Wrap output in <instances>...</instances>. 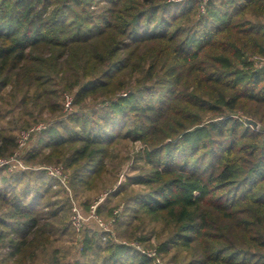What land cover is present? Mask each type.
Returning a JSON list of instances; mask_svg holds the SVG:
<instances>
[{
  "label": "trees",
  "instance_id": "1",
  "mask_svg": "<svg viewBox=\"0 0 264 264\" xmlns=\"http://www.w3.org/2000/svg\"><path fill=\"white\" fill-rule=\"evenodd\" d=\"M41 122L0 165V264H264V0H0V158ZM109 184L77 234L69 190Z\"/></svg>",
  "mask_w": 264,
  "mask_h": 264
},
{
  "label": "rangeland",
  "instance_id": "2",
  "mask_svg": "<svg viewBox=\"0 0 264 264\" xmlns=\"http://www.w3.org/2000/svg\"><path fill=\"white\" fill-rule=\"evenodd\" d=\"M71 99V95H68V96H65V106L66 107H70L69 105V101ZM44 123L41 122L39 124H36V125H33L31 126V128L29 130H27L25 133V137L24 139H21V137H23V134H22V131L20 132V136H19V139H21V144H20V147L15 151L16 154H13L11 155L9 158H8V161L6 162L7 164H9V168L12 169V168H25V167H29V165L25 164L23 162V160L21 159L20 157V154L22 152V149L24 146L28 145V143L30 142V135H31V131L34 130V131H37L39 130L41 127H43ZM260 126V123L258 122L257 126L256 127H259ZM140 148V142H133V141H128V142H124L122 144H120V146L115 150V152H117L118 154V158L116 159V161H119V159L123 158L124 160L122 161L123 165L119 168L118 170V173H117V181H116V184L115 185H118L120 184L121 182L125 181L126 180V177L128 174H132L133 173V160L136 156V150H138ZM1 160V158H0ZM54 165H58V164H44V165H41V166H38V167H43V166H48V168H50V170L59 175L58 172H56V169H54ZM62 165V164H60ZM63 167V174L65 176V179H63L64 183L67 184V172L66 170L64 169V166L62 165ZM46 170V169H45ZM47 174L53 176L56 178V180H58L62 185L65 186V184L63 183L62 179L58 178L55 174H51L48 170H46ZM60 176V175H59ZM63 177V175H62ZM61 177V178H62ZM104 178L106 181L110 182L111 180V175L110 174H107V175H104ZM57 184L54 183V187H57L56 186ZM111 184H109L110 186ZM136 188H139V187H136ZM113 187L110 186L108 187L107 189H101V190H97V191H92V192H88L94 199L93 203L91 204L90 208L86 211L81 205L78 204L79 200H81L83 197H84V194L82 193H79L77 195V197H75L74 195V192L72 190H69V193H70V197L72 199V206H77L80 211H81V214L83 216V219H82V226L79 230H76V228L72 225L73 227V230L77 233V234H80L81 231H82V228L84 227L85 223L88 222V219H90V217L94 216L92 215L93 213V209H92V205H94L95 203H98L99 201H101L107 194L110 190H112ZM83 209V210H82ZM72 212V207H71V210ZM71 212H70V218H71ZM99 221V220H98ZM99 223L104 226V228H111L112 226L110 225L109 222H106V221H103L102 219H100ZM71 238V236H63V239L62 241L63 242H60V244H62L65 248L66 246H74V244H76V242L74 243L73 240L69 239ZM133 245H136V247H139L141 249H144L142 245H140V243H138L136 240H132L131 242H129ZM77 248V246H76ZM80 249V247H79ZM152 250L153 249H148V251L150 253H152Z\"/></svg>",
  "mask_w": 264,
  "mask_h": 264
},
{
  "label": "built area",
  "instance_id": "3",
  "mask_svg": "<svg viewBox=\"0 0 264 264\" xmlns=\"http://www.w3.org/2000/svg\"><path fill=\"white\" fill-rule=\"evenodd\" d=\"M254 127H256V126H254ZM25 133H27V132L26 131H22L23 137H21V139L26 138L25 137ZM21 139H19V143L20 144H21ZM7 161H8V159H1L0 160V165L3 164V163H6ZM43 168L46 169V170H48L51 174H55V173H53L50 170V168H48V166H43ZM54 169H56V172H58L60 176L57 175V174H55V175L58 178L62 179V181H63V179H65V176L63 174V167H62V165H54ZM62 175H63V177H62ZM63 183H64V181H63ZM95 206H96V204L92 205V209H93L92 215H94ZM82 219H83V216L81 214L80 209L77 206H75V205L72 206V212H71V218H70V220H71L72 225L76 228V230H79L81 228V226H82ZM98 220L100 221V218H98Z\"/></svg>",
  "mask_w": 264,
  "mask_h": 264
},
{
  "label": "water",
  "instance_id": "4",
  "mask_svg": "<svg viewBox=\"0 0 264 264\" xmlns=\"http://www.w3.org/2000/svg\"><path fill=\"white\" fill-rule=\"evenodd\" d=\"M245 121L247 123H250L252 124L253 126H257L258 122L256 120H254L253 118H250V117H244Z\"/></svg>",
  "mask_w": 264,
  "mask_h": 264
}]
</instances>
